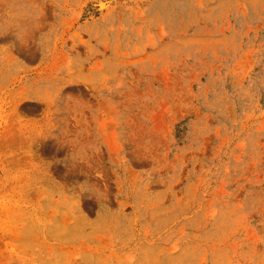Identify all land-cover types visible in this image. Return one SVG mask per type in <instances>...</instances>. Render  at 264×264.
<instances>
[{
	"label": "rangeland",
	"instance_id": "1",
	"mask_svg": "<svg viewBox=\"0 0 264 264\" xmlns=\"http://www.w3.org/2000/svg\"><path fill=\"white\" fill-rule=\"evenodd\" d=\"M0 264H264V0H0Z\"/></svg>",
	"mask_w": 264,
	"mask_h": 264
}]
</instances>
